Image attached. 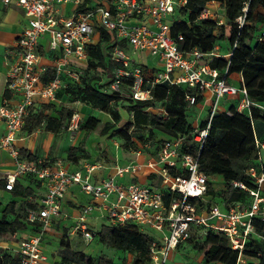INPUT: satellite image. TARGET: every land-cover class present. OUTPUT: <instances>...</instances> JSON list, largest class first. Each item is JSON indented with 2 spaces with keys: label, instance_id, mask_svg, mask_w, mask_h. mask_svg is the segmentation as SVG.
<instances>
[{
  "label": "built area",
  "instance_id": "2783aa9c",
  "mask_svg": "<svg viewBox=\"0 0 264 264\" xmlns=\"http://www.w3.org/2000/svg\"><path fill=\"white\" fill-rule=\"evenodd\" d=\"M82 3L83 0H0V9L14 4L26 17V26L8 51L11 62L6 71L5 90L11 98L4 99L0 106V121L4 124L0 150L7 151L15 165L14 171L5 174L4 187L12 190L16 179L29 173L45 188L40 200L34 201L35 206L26 211L25 221L35 231L16 241L14 253L19 256L18 264H47L42 242L53 220L66 217L61 211V202L71 186H77L94 202L104 203L114 195L115 201L106 208V218L111 225L132 223L142 230L161 232V238L153 240L149 247L153 263L167 264L170 253L191 237L193 228L223 233L231 248L241 255L246 241L254 232V219L264 221V196L261 194L264 173L261 168L259 171L250 167L246 171L256 186L254 188L247 187L242 181L231 182L232 188L248 193L250 202H233L222 209L216 203L198 207L199 200L206 201L208 177L199 169L198 153L183 149L184 135L164 141L157 159L147 164L160 178L159 189L139 183L118 184L113 177L98 184L92 183L93 165L86 164L83 170L69 172L61 166L51 169L42 160H20L14 142L29 109L35 99L47 104L55 103L57 92L64 84L63 76L68 79L67 84L79 80L81 66L75 68L71 61L85 65L89 55L87 47L96 35V28L107 32L113 43L107 52L108 60L114 66L108 76L109 91L121 92L126 83L131 97L142 101L151 99L150 90L154 85L166 83L195 88L201 96L208 94L207 127L196 128L192 132L198 152L221 98L229 96L236 99V111L249 116L252 106L263 108L249 99L242 80L239 86L231 85L210 67L207 58L214 53L179 49L178 43L183 37L181 34L176 38L170 36V21L175 9L184 6L186 0H111L109 4L101 2L85 10L80 8ZM64 5L72 6L69 16L60 9ZM200 18H208L207 13L203 12ZM43 36H47L49 50L60 51L52 67L41 63L38 48L39 39ZM120 44H127L133 52L155 56L162 69L148 78L144 67L133 64ZM185 102L189 107L194 106L195 95L185 94ZM155 112L163 117L166 115L163 108H156ZM80 122V114L72 111L66 129L75 132ZM255 145L257 161L261 165L264 143L255 139ZM140 167L132 164L116 168V175L135 173ZM163 190L172 194L168 204ZM92 210V205L83 206L72 228V233L86 242L96 236L87 224Z\"/></svg>",
  "mask_w": 264,
  "mask_h": 264
},
{
  "label": "trees",
  "instance_id": "16d2710c",
  "mask_svg": "<svg viewBox=\"0 0 264 264\" xmlns=\"http://www.w3.org/2000/svg\"><path fill=\"white\" fill-rule=\"evenodd\" d=\"M111 0H83L81 9H89L101 2ZM218 3L224 9L225 22L219 23L211 18H200L209 3ZM241 20V22H239ZM228 26V33L225 27ZM261 30L258 37L257 32ZM170 36L176 38L181 34L183 40L178 43L179 49L190 51L198 49L203 54L213 53L218 41H227L230 46L229 56L208 57L211 68L219 72L220 77L238 75L251 101L258 106H252L250 116L237 112L232 105L226 112H215L209 120V127L204 143L198 152V146L192 140L194 127L186 120L185 94L195 95L196 103L202 96L195 88L186 85H154L151 88V99L134 100L128 88L122 86L121 92L109 91L108 84L111 75L107 52L113 47L111 36L102 28H96V40L88 45V59L79 69L77 82L68 83L64 94L69 102L81 101L93 109L108 114L111 122L102 123L95 117L81 120L79 129L97 131L99 135L108 134L121 140L120 146L125 150L152 148L150 153L156 157L162 143L166 140L185 136L183 149L193 154L198 153L199 169L207 177L206 201H198V207L218 203L228 208L233 202L248 204L250 197L247 192L232 188L231 182L238 180L247 187H256L246 171L250 167L260 168L264 173V160L259 164L255 139L264 143V0H186L184 6L176 8L170 21ZM103 80L107 82L103 83ZM124 102L129 118L121 121V114L116 105ZM44 108H51L45 105ZM163 108L165 117L155 112ZM72 110L62 109L58 118L44 117L39 114L28 120L33 127L46 120L47 131H57L64 127V121L69 119ZM208 118L203 120L198 129L207 127ZM160 134V135H159ZM162 134V135H161ZM193 143L192 145H190ZM78 148H71L72 156ZM84 157H86L84 155ZM80 159L75 158V161ZM218 176L222 179L224 190L217 193L210 178ZM23 178L40 186V181L32 174H24ZM5 181V180H3ZM5 184V183H4ZM3 184V188L5 190ZM13 197H27L32 190L22 186L16 179L14 187L9 191ZM166 204L172 194L163 190ZM33 202L10 201L3 208L0 203V236L11 235L24 231L29 224L25 214L34 207ZM23 215H19V208ZM254 232L246 241L242 254L231 248L223 233L213 230H200V234L189 237L186 242H194V247L202 254L205 264H237L241 256L260 257L257 264H264V221L254 219ZM34 232L35 228L31 227ZM99 241L104 245L121 250L132 255L131 264L151 262L149 247L153 237L132 223L123 225L101 226L96 232ZM194 239V240H193ZM201 243V244H198ZM19 256L11 249H0V264H18ZM58 264H115L105 257L93 258L82 251L70 249L66 242L62 247L61 260Z\"/></svg>",
  "mask_w": 264,
  "mask_h": 264
},
{
  "label": "crops",
  "instance_id": "0c3cea01",
  "mask_svg": "<svg viewBox=\"0 0 264 264\" xmlns=\"http://www.w3.org/2000/svg\"><path fill=\"white\" fill-rule=\"evenodd\" d=\"M210 3L208 7L211 6ZM64 15L69 16L72 11V6L64 5L60 7ZM208 14V11H207ZM134 22V21H132ZM26 26V17L23 11L11 4L7 7H2L0 9V106L3 103L4 99L11 98L8 92L5 90V80H6V71L9 63L11 62L10 54L8 53L10 47L14 44L17 37L21 34L23 28ZM94 36V40H96ZM122 49L129 55L133 64H138L144 67L146 76L152 78L157 71L162 69L161 63L155 56L148 54L147 52H139V56L142 58L139 63L136 60H133L129 49L130 46L127 44H120ZM39 54L41 55V63L52 67L60 55L59 50L51 51L48 47L47 36H43L39 39ZM72 66L75 68L83 66L82 63L72 62ZM110 70H113V64L109 61ZM64 84L57 92V101L55 103H43L35 99L33 106L29 109V113L24 121L23 127L16 134V140L14 142L15 148L19 152L20 160L23 161H37L42 160L45 162V165L55 169L58 166L65 168L69 172L83 170V166L93 165L95 166L94 170L91 173V182L92 183H101L104 180L114 178V181L118 184L126 185L128 183H139L141 185L161 188L160 178L155 173V170L148 167V163L155 161L156 157H152L148 151H151L152 148L149 145H145V149L138 148L134 150H125L115 141L108 140V134L99 135L97 131H75L69 132L67 127L68 119L64 121V127L57 131H47L45 129L46 120L45 118L39 126H35L29 131L28 120L33 117L42 114L44 117L58 118L59 111L64 109L77 111L79 112L81 119H87L88 117H95L99 119L102 123L111 122V118L108 114L93 109L90 105L83 103L81 101L69 102L66 95L64 94L65 85L68 82V79L63 76ZM227 83L235 86H239L241 82V77L238 75L229 76L226 79ZM107 80H103V83ZM208 94H204L202 99L196 103L194 106L202 103L206 106V114L208 109H210V104L206 99ZM236 99L229 96L223 97L219 101L218 111L219 113L226 112L232 105L236 106ZM45 105H50L51 108H44ZM193 107V106H192ZM205 115V110L201 114ZM4 124L0 121V135L3 133ZM160 135V134H159ZM162 135V134H161ZM71 148H78L76 152L71 156ZM101 150L104 154L102 157L98 155V150ZM159 152V151H158ZM84 155L86 157H84ZM80 159L75 161V158ZM264 160V159H263ZM138 164L140 169L135 173H125L122 176L116 175V168H124L128 165ZM158 167V166H157ZM15 170V165L9 153L5 150H0V199H3L4 203H1V208L5 206L10 201L19 202H34L39 201L45 192L44 186L40 182V186L36 187L35 183L29 181L22 177H18V182L24 186H29L32 190L31 195L21 198L13 197L8 190H4L3 184L5 181L1 179V175ZM5 186V184H4ZM264 184L261 187V194H263ZM115 201V196L112 195L109 199L104 202H94L92 198L84 194L79 190L77 186H71L62 202H61V211L66 215V217L56 218L53 220L48 232L45 234L43 239V246H55L60 248L58 253L55 254L54 258H47V264H54L61 260L62 247L66 243L62 240L61 235L63 231H67L69 234V240H72L73 237H79V235L72 233V228L76 222V217L79 215L81 209L85 205H92L93 210L90 215L87 217L88 227L96 231L92 223L98 222L100 220H107L109 225L110 221L106 218V208ZM4 204V205H2ZM220 206V205H219ZM222 209H225L224 206H220ZM31 226L24 231H17L16 233L11 234L12 237L18 241L23 239L33 232L30 231ZM152 231V230H151ZM97 232V231H96ZM157 235L158 240L161 238V232L152 231ZM4 236H0V249H11L13 252L16 250V243L11 242H1L4 239ZM68 243V242H67ZM186 243L183 242L180 245ZM69 244V243H68ZM179 245V246H180ZM70 246V244H69ZM178 246V247H179ZM177 247V248H178ZM71 249V248H70ZM83 252V251H82ZM170 258V256H169ZM168 258V260H169ZM168 264V261H167Z\"/></svg>",
  "mask_w": 264,
  "mask_h": 264
},
{
  "label": "rangeland",
  "instance_id": "374dc122",
  "mask_svg": "<svg viewBox=\"0 0 264 264\" xmlns=\"http://www.w3.org/2000/svg\"><path fill=\"white\" fill-rule=\"evenodd\" d=\"M212 3L213 4H211L210 7H208L210 3L207 5V9L205 11L206 13L208 11V14H207L208 18L216 20L219 23L225 22L224 9L218 3H214V2ZM225 30H226L225 32L228 33L229 27L226 26ZM260 32L261 30L259 29L255 37H258ZM229 52H230V46L225 40L218 41L213 49V53L216 56H229ZM129 53L132 59L136 60L137 63H139L140 60H142V58L139 56L140 54L139 52H133L132 49H129ZM125 106L126 105L124 104V102H120L116 105L117 110L121 114V121L117 124L118 126L122 125V123L125 122L129 118L128 113L126 112ZM206 106L200 103L196 106L188 107L186 109V120L189 124H191L194 127V129L198 128L199 124L203 120L208 118L209 109L207 111L208 113L206 114V109H207ZM204 110H205V115L202 116L201 114ZM81 120H84V119H81ZM77 131H80V129H78ZM108 140L115 141L119 145L121 144V140L117 137L108 136ZM192 144L193 143H191L190 145ZM98 151H99L98 155L102 157L104 153L100 149ZM148 153H150V151H148ZM150 155L152 157L154 156L151 153ZM263 155H264V152H263ZM4 177H5V174L1 175V179H4ZM210 182L212 184L213 189L217 193H220L224 190L223 181L218 176L210 178ZM263 194H264V189H263ZM0 201L4 203L3 199H0ZM22 211H23V208L22 207L19 208V215L20 214L23 215ZM91 225L98 232L100 231L101 226H109V223L107 220H100L95 223L91 222ZM144 232L152 236L155 239L158 238L157 235L153 233L151 230H144ZM199 232H200L199 228H193L191 230V237L193 236L197 237L200 234ZM61 237H62V240H64V242H68L70 244L71 250L83 251L84 253H86L89 256H92L95 259L102 256V257L112 260L115 264H131V261H132L131 254L104 245L103 243L99 241V238L97 235L90 242H86L83 239H80L79 237H73L72 240H69V234L67 231H63V234L61 235ZM195 237L193 238L195 239ZM1 242L16 243V240L12 237V235H5L4 239H2ZM194 244H197V243H194L192 241L186 242L180 245L178 248L174 249L169 255L170 258L168 260V264H205L202 258V254L196 249V247H194ZM198 244H201V243H198ZM59 249H60L59 247L56 248L55 246H52V245L51 247L44 246V254L49 259L50 257L54 258L55 254L58 253ZM259 260H260V257L254 258V257H249V256H241L237 264H257ZM54 264H58V262ZM145 264H156V263H153L151 261ZM213 264H218V263H213Z\"/></svg>",
  "mask_w": 264,
  "mask_h": 264
}]
</instances>
